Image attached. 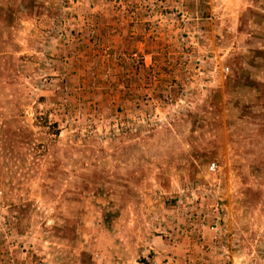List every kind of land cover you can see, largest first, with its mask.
<instances>
[{"label":"rangeland","instance_id":"rangeland-1","mask_svg":"<svg viewBox=\"0 0 264 264\" xmlns=\"http://www.w3.org/2000/svg\"><path fill=\"white\" fill-rule=\"evenodd\" d=\"M262 251L264 0H0V264Z\"/></svg>","mask_w":264,"mask_h":264},{"label":"built area","instance_id":"built-area-1","mask_svg":"<svg viewBox=\"0 0 264 264\" xmlns=\"http://www.w3.org/2000/svg\"><path fill=\"white\" fill-rule=\"evenodd\" d=\"M210 169L211 170H214L215 169V165L212 164L211 167H210ZM257 255L258 256H256V258L258 259V261L261 262V264H264V251H262L261 253H258ZM243 264H256V262L254 261L253 263H243Z\"/></svg>","mask_w":264,"mask_h":264},{"label":"crops","instance_id":"crops-1","mask_svg":"<svg viewBox=\"0 0 264 264\" xmlns=\"http://www.w3.org/2000/svg\"><path fill=\"white\" fill-rule=\"evenodd\" d=\"M167 252H169V251H167ZM173 254H175V255H176L177 253H171V254H170V256H172Z\"/></svg>","mask_w":264,"mask_h":264}]
</instances>
